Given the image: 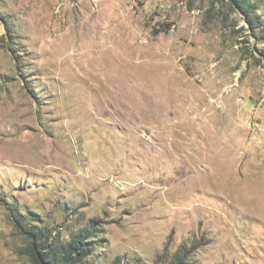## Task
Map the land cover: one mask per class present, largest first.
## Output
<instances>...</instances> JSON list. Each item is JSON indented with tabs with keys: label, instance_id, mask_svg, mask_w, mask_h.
Listing matches in <instances>:
<instances>
[{
	"label": "rangeland",
	"instance_id": "1",
	"mask_svg": "<svg viewBox=\"0 0 264 264\" xmlns=\"http://www.w3.org/2000/svg\"><path fill=\"white\" fill-rule=\"evenodd\" d=\"M254 1L255 34L220 0H0V264H31L16 212L93 220L81 264H264Z\"/></svg>",
	"mask_w": 264,
	"mask_h": 264
},
{
	"label": "trees",
	"instance_id": "2",
	"mask_svg": "<svg viewBox=\"0 0 264 264\" xmlns=\"http://www.w3.org/2000/svg\"><path fill=\"white\" fill-rule=\"evenodd\" d=\"M229 7L241 13L249 23V29L255 34L260 23L256 11L258 9L254 0H220ZM34 221V220H33ZM14 222L20 232L28 238V253L31 264H81L93 251L94 243L89 241L90 236L96 230L93 220L87 229L78 230L71 234L65 243H58L51 231L36 223L24 222V215H14ZM185 252L175 255V264H185Z\"/></svg>",
	"mask_w": 264,
	"mask_h": 264
},
{
	"label": "bare ground",
	"instance_id": "3",
	"mask_svg": "<svg viewBox=\"0 0 264 264\" xmlns=\"http://www.w3.org/2000/svg\"><path fill=\"white\" fill-rule=\"evenodd\" d=\"M175 78V77H174ZM177 78V77H176Z\"/></svg>",
	"mask_w": 264,
	"mask_h": 264
}]
</instances>
